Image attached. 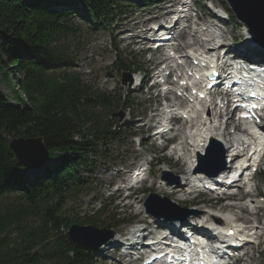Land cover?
<instances>
[{
    "label": "trees",
    "instance_id": "1",
    "mask_svg": "<svg viewBox=\"0 0 264 264\" xmlns=\"http://www.w3.org/2000/svg\"><path fill=\"white\" fill-rule=\"evenodd\" d=\"M75 3L90 18L55 0H0V83L14 100L0 92V264H92L62 230L79 222L68 204L91 191L98 149L122 138L114 115L128 105L62 67L79 32L72 16L108 25L120 0ZM13 138L42 139L61 164L31 181L9 150Z\"/></svg>",
    "mask_w": 264,
    "mask_h": 264
},
{
    "label": "rangeland",
    "instance_id": "2",
    "mask_svg": "<svg viewBox=\"0 0 264 264\" xmlns=\"http://www.w3.org/2000/svg\"><path fill=\"white\" fill-rule=\"evenodd\" d=\"M161 0H158V2ZM215 4L217 6H223L228 7L227 4L224 3L225 0H214ZM60 2V1H59ZM61 3V2H60ZM155 4L154 6H156ZM227 5V6H226ZM201 7V5H200ZM59 8V7H58ZM160 8L159 5L156 9ZM60 9V8H59ZM229 9V8H228ZM139 12V9L130 10V12H127V14L121 19L120 22H118L114 27H110L111 30L106 32H98L93 29L92 31L89 28H86L82 25L79 26V32H77V41L75 43L69 45L70 50H68L69 54H73L74 58L76 59V63L79 64V68L76 70L81 76L84 82L87 83H95L101 90H106L112 93L116 92L119 95H123L124 98H129V102L132 104L131 111L128 113H123V111H119V113H122L124 115V119L121 118V127L122 131H129L130 129H135L133 132L136 134V138L139 139L140 137L144 138V134L142 135L140 132H145L144 130H140V128H131L130 124L132 121H135L137 126L141 125V122L146 118L149 117L148 109L153 108V106L156 105V100L154 103L152 101H148L150 99V95H146L145 97H139L138 94H131L128 91V84H129V78L128 75L121 72L120 70L116 68L109 67L112 65V63L116 59L115 54V47L119 46V50L123 52V54L129 55L130 53H134L133 57L134 60H136L137 63L144 65L146 69L148 66L145 65V62L148 58H143L133 52V50L128 47V44L130 43L129 40H126L125 38L128 37V35L123 34L126 29L131 28L132 24H128L127 21L129 20L130 15H133L134 19L136 18L137 13ZM131 18V17H130ZM127 23V24H126ZM119 24V26H117ZM237 37L238 34L234 33ZM112 39V40H111ZM115 42H114V40ZM91 72L90 74L88 72ZM123 77V78H122ZM106 79H108V82L106 83ZM122 79H125V85L122 84ZM1 80V76H0ZM0 92L7 96L12 104H14L13 95L11 93V89L4 83H0ZM131 94V95H130ZM130 130V131H131ZM135 138V139H136ZM135 139L133 140H127L121 142L113 141L109 145L108 148H106L107 151V157L105 159L97 158L98 161V169L96 173V180L97 185L95 186V190L90 194L88 197H82L81 200L76 204L75 202L69 203L67 210L68 214L71 212L75 216L76 213H81V216H78V219L80 220L79 224L82 222H85L87 220H84L88 217L87 214H90V211L94 208H98V204L105 200L103 199V193L107 196L111 195L114 189H116V186L118 185V180L122 179V177H119L118 172L119 170H113V166L120 164V162H127L129 166H131L133 163H137L139 161H144L145 158L153 159L154 163L152 165V176L155 181H157V176L159 175V168L164 165H168L170 171L176 173V174H182L183 173V167L177 165L176 163L172 161H168L163 156V149L158 147V145H153L150 141H146V147L143 149H140L138 147V144L135 143ZM163 169L165 167H162ZM161 168V169H162ZM24 174V172H22ZM153 179L151 181H153ZM152 183H148L145 185V188L137 191L139 193L136 196V203H134V207H132V202H123L121 206H123L120 211L116 207L115 203H112V200L106 201L107 206H109L107 213L99 219H96L98 222V229L101 230H108L109 226H112L114 224H122L126 225L128 222L132 220L133 215H137L136 213V207L141 206L140 200H137V198L142 199L144 197L143 194L145 191L149 190L151 192H156V188L151 187ZM121 194H117L116 196H119ZM125 194H122V198H124ZM117 198V197H115ZM201 199L199 202H194L191 204L192 207H195V205L206 203L204 210L211 209L210 205L213 206L214 204H210L208 202V199L205 197H200ZM243 198V197H242ZM101 199V200H100ZM254 199V198H253ZM96 200L98 202H96ZM261 200H258V202ZM96 203V204H95ZM240 203H246L245 200H239L237 201V204ZM139 204V205H138ZM181 206L188 207L189 205L181 204ZM218 211H222L221 213L226 210L224 205H216ZM78 208L76 212H73L74 209ZM196 208V207H195ZM201 208V207H199ZM202 209V208H201ZM241 209H243L241 207ZM248 212V208L244 209ZM229 211V209H227ZM71 213V215H72ZM71 216V219H75L74 216ZM114 217V218H113ZM251 220H253L252 217H248ZM143 217H138V220H142ZM259 220L261 223H264V216H262V213H259ZM133 222V221H132ZM127 230L128 227L123 226L121 230ZM99 236H103V234H95L92 236L91 243L94 242V238H97ZM261 250H257V253H250V255H253L254 258V264H264V252L260 253ZM105 257V256H104ZM252 257H247L246 261L247 263L252 264ZM99 263V261H98Z\"/></svg>",
    "mask_w": 264,
    "mask_h": 264
},
{
    "label": "water",
    "instance_id": "3",
    "mask_svg": "<svg viewBox=\"0 0 264 264\" xmlns=\"http://www.w3.org/2000/svg\"><path fill=\"white\" fill-rule=\"evenodd\" d=\"M234 10L239 20L246 25L251 37L255 42L264 47V0H227ZM10 151L14 154L19 165L24 166L30 171H39L49 163V152L44 145L42 139H14L9 145ZM212 149L208 151V155L201 159V171L214 161ZM223 155V153H221ZM158 204L165 208H172L170 203L163 201L161 203L156 197H153ZM99 232L93 228L72 227L69 231V239L72 243L78 245H87L92 247V236Z\"/></svg>",
    "mask_w": 264,
    "mask_h": 264
},
{
    "label": "bare ground",
    "instance_id": "4",
    "mask_svg": "<svg viewBox=\"0 0 264 264\" xmlns=\"http://www.w3.org/2000/svg\"><path fill=\"white\" fill-rule=\"evenodd\" d=\"M170 15H172V13H170V12L166 13L165 15H158L156 19L152 18L150 21H147L146 23L148 24V23L155 21L159 18H162L165 16L169 17ZM140 29H141V24H135L132 27L131 32H137ZM204 38H209L208 39L209 45H212V47H214L213 42L218 38V36L213 31H211L209 36L204 35ZM185 46H187V44L182 43L181 41L178 43V48H180V49H184ZM209 50H211L210 52H212L214 50V48H210ZM236 53L240 54V51H238ZM170 69L172 70V72L177 74V72H179V70H180V67L179 66L175 67L173 65L170 67ZM180 91H181V89H180ZM176 107H177L176 105L171 106L170 112L172 114H176V110H177ZM207 107H209V109L212 108L211 105H209ZM149 109H153V108H149ZM205 112H206V109L204 107V104H200V105L196 104V106H191L190 108L185 109V114L187 116H194L195 113H197V114H199V116H197L196 118H198L199 121L201 119V121L191 129V131H190L191 135H192L191 137L190 136L186 137V136H184L185 135L184 133L180 132V136H183V141L180 140L181 142L179 144H182L183 142L184 143L182 144L183 149H178L176 156H177V158H181L180 159L181 162L187 163L189 168H191L195 164L197 154L203 153L204 150L200 146H203L204 144H206L210 138L220 140L223 143L224 147L226 148L227 153L230 152L229 143H230L231 138L229 136H227L225 133H218L217 134L215 127L212 126V123H215V119H208L209 113L206 114ZM149 123H150V120H148V122L145 123V125H143V126L146 127V125H148ZM165 125L167 126L166 123H165ZM189 140L192 141L191 144L189 143ZM184 148H186V151L188 150V155H186L185 153L184 154L182 153V152H184ZM166 157H169V156H166ZM169 158L172 159L171 156ZM230 158H231V156L228 155L227 159H230ZM161 171H163V170H161ZM198 185H199V183H198ZM159 189H160V192H164V190H165V192L173 193V192H170V190H168V188H161V186H160ZM182 198L183 197H181V199ZM247 205L248 204H240V206L237 207L238 211L239 212L245 211L244 209L248 208ZM241 207L243 209H241ZM212 208H213V206H212ZM208 216H211V221H213L214 223L219 222L220 224H222L221 226H223V225L226 226V230L228 232L232 231V228L234 225L231 224V218H230L231 215L230 214L227 213V214H223L220 216V215L211 214L210 211H203V217H208ZM234 227L236 228V226H234ZM248 230H249V232H252L251 234L261 233V229L255 227V226L249 227ZM157 232L159 233V231H157ZM201 232L207 233L208 231L201 230ZM106 253L107 252L104 251V252L100 253V255L106 257L107 256ZM245 264H247V261ZM248 264H250V263H248Z\"/></svg>",
    "mask_w": 264,
    "mask_h": 264
},
{
    "label": "snow or ice",
    "instance_id": "5",
    "mask_svg": "<svg viewBox=\"0 0 264 264\" xmlns=\"http://www.w3.org/2000/svg\"><path fill=\"white\" fill-rule=\"evenodd\" d=\"M253 107H255V105H253Z\"/></svg>",
    "mask_w": 264,
    "mask_h": 264
}]
</instances>
